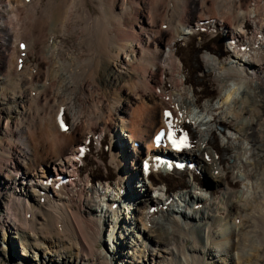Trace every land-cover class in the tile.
Here are the masks:
<instances>
[{"label":"bare ground","instance_id":"6f19581e","mask_svg":"<svg viewBox=\"0 0 264 264\" xmlns=\"http://www.w3.org/2000/svg\"><path fill=\"white\" fill-rule=\"evenodd\" d=\"M258 106L264 0H0V230L111 264L102 237L128 209L167 264H264ZM164 109L192 131L199 174L137 165Z\"/></svg>","mask_w":264,"mask_h":264},{"label":"rangeland","instance_id":"374dc122","mask_svg":"<svg viewBox=\"0 0 264 264\" xmlns=\"http://www.w3.org/2000/svg\"><path fill=\"white\" fill-rule=\"evenodd\" d=\"M258 108L262 111L261 114L264 115V107L258 106ZM5 122H6V119H3V123H0V135L4 136V138H7V133L4 130ZM137 165L140 167V162H138ZM1 177L2 176H0V179ZM134 188L135 190L137 189L136 187ZM137 192L138 193L142 192L138 200L146 197V194L143 193L141 189L140 190L137 189ZM2 195L3 194L0 191V196ZM126 200L128 201L127 198ZM140 203L141 205L143 203L146 204L147 200H145V202L140 200ZM126 204H128L127 206L130 205L129 202L128 203L126 202ZM134 206L135 205L131 206V209H130L131 211H134L133 210ZM125 210L127 211H125L124 214H122L123 218H122V215L119 216L118 222L116 223V226L114 228L116 229V235L113 231V235L110 236L111 240L108 241L107 236L109 233H108V228H107L105 235L102 237V239L105 240V245L103 242L100 245V247H104L103 249L105 252L109 250V254H112V256L114 257V259H112L113 261L111 264H143L142 262H139V261L140 260L143 261L142 255H146V253L148 252L156 253V256L154 258L155 260L154 262H152L153 264L155 263L156 264H167L166 257L169 252H166V250H164L165 249L164 245L161 242H159L158 239L153 237L152 240L150 241L143 234L142 236L143 241L142 243L138 244V239L135 238L137 234L132 231L133 229L135 230L134 224H132V221H133L132 218H134L136 223L140 224L141 226L142 224L137 219L138 214L135 217L134 212L130 213L128 209H125ZM97 212L99 213V211ZM127 214L130 219H128L127 217V221L125 222L124 215H127ZM132 214H133V217H132ZM130 220H131V223L129 222ZM162 224L164 225V223ZM131 231L133 232V236L130 233ZM13 236H18L17 231L16 233H13ZM122 239H123L122 244L125 245L124 247L120 246L121 245L120 241ZM70 243L71 242H67L65 244H70ZM25 244L28 245L29 243L25 242ZM46 244H48V246H46ZM46 244H44L42 247H39V248L32 247L31 249H28L26 245L22 243V240H20L19 237L14 238V241L12 239L7 240V238L3 236V232L0 230V262H2L3 264H43V263L57 264V262H54L50 259L55 257L58 261L60 260L58 256L63 254L64 257L67 256V258H69V261L65 262L64 264H76V259L79 258L77 256L78 251L76 250L77 249L76 247L65 248L64 246H61L59 241L57 240L48 241L46 242ZM131 246H133V248ZM72 249L75 250V253H73L74 251H71ZM218 257L219 256H217L216 258ZM89 264H105V262H98V261L93 262L90 260Z\"/></svg>","mask_w":264,"mask_h":264},{"label":"snow or ice","instance_id":"6c2138e0","mask_svg":"<svg viewBox=\"0 0 264 264\" xmlns=\"http://www.w3.org/2000/svg\"><path fill=\"white\" fill-rule=\"evenodd\" d=\"M23 47V45L21 46ZM171 113L170 112H165V116L168 117L170 116ZM63 126V123H62ZM165 136V132H163V134L161 136H159V138H155L156 141L159 143L161 141V139ZM167 138L168 140L171 142L173 148L176 149H181V148H188L189 147V133L188 132H182V134L179 136V138H177L176 136V132L172 130V127L169 128L168 132H167Z\"/></svg>","mask_w":264,"mask_h":264},{"label":"trees","instance_id":"16d2710c","mask_svg":"<svg viewBox=\"0 0 264 264\" xmlns=\"http://www.w3.org/2000/svg\"><path fill=\"white\" fill-rule=\"evenodd\" d=\"M1 264H3L2 262H0Z\"/></svg>","mask_w":264,"mask_h":264}]
</instances>
